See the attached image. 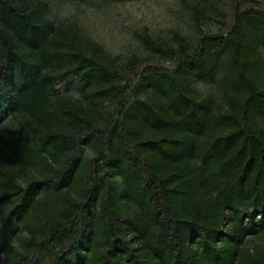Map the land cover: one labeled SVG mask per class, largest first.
I'll return each mask as SVG.
<instances>
[{
	"label": "trees",
	"instance_id": "trees-1",
	"mask_svg": "<svg viewBox=\"0 0 264 264\" xmlns=\"http://www.w3.org/2000/svg\"><path fill=\"white\" fill-rule=\"evenodd\" d=\"M189 8L200 28L205 9ZM47 10L0 0V127L19 124L0 132L6 263L264 264L240 247L264 232V0L193 46L140 35L150 55L123 63Z\"/></svg>",
	"mask_w": 264,
	"mask_h": 264
},
{
	"label": "rangeland",
	"instance_id": "rangeland-1",
	"mask_svg": "<svg viewBox=\"0 0 264 264\" xmlns=\"http://www.w3.org/2000/svg\"><path fill=\"white\" fill-rule=\"evenodd\" d=\"M34 1V0H32ZM48 4L46 17L55 25L70 26L83 42L99 44L111 56H117L119 62L138 56L150 55L142 43L140 35H149L163 45L172 44L173 33L184 36L190 45H194L203 31H217L223 21H229L234 7L249 0H43ZM197 5L205 9V19L200 28L192 19L189 6ZM261 68L259 76L264 85V47L259 49ZM193 85L201 95L213 97L224 106L218 86L210 82L195 81ZM63 96L78 99L73 93L63 92ZM224 108V107H223ZM264 126V122H260ZM19 124L12 118L6 119L0 127L5 137L14 136ZM85 154L92 152L86 148ZM0 165L8 167L0 156ZM16 179L25 185L24 175L16 172ZM8 205L0 206V219L8 210ZM26 234L22 228L17 230L12 243L17 245L16 237ZM249 256L264 258V232L245 235L240 244ZM0 264L6 263V255L0 254ZM240 264V263H237Z\"/></svg>",
	"mask_w": 264,
	"mask_h": 264
}]
</instances>
